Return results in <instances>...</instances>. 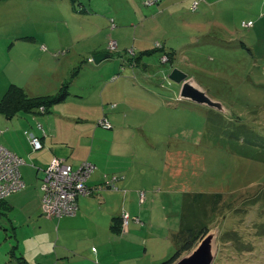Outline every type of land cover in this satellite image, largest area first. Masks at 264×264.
Returning <instances> with one entry per match:
<instances>
[{
	"label": "crops",
	"instance_id": "crops-1",
	"mask_svg": "<svg viewBox=\"0 0 264 264\" xmlns=\"http://www.w3.org/2000/svg\"><path fill=\"white\" fill-rule=\"evenodd\" d=\"M43 1L48 7L45 10L49 13L47 16H62L63 12L64 16L72 14L92 28L90 33H96L89 37L82 29V32L73 33L71 41L64 38L55 41L52 35L49 36L42 45L54 53L48 58L33 38V43L37 44L33 58H18L21 44L16 57H11L6 52V42L17 40L19 43L27 39L21 33L22 20H13V16H33V7ZM149 1L130 0L129 6L120 11V5L126 0H77L74 6L71 0H0V9L13 11L12 15L0 17V100L12 85L23 87L30 97H54L60 94L64 85L69 86L66 99L52 102L47 108L43 106L44 111L31 109L7 116L0 109V145L25 160L20 169L26 184L23 189L0 200V218L3 219L0 222V264H136V261L137 264H156L167 257L168 254L160 255L164 250V240L151 247L150 238L158 235L146 233L144 227L153 221L154 204H160L155 197L169 196L167 192H171L163 188L167 183L163 164L171 155L174 134L160 131V120L166 109L174 108L167 105L165 95L156 90L158 84H148L146 79H150V75H135V65L130 64L134 59L140 65L142 58L154 51L149 49L144 35L137 33L143 23L139 26L133 23V17L142 19V5L152 6ZM180 1L182 3V0H165L156 9L163 12ZM193 3L190 6L194 12L190 14L192 20L185 21V24H195V18L203 15L206 9L205 6L200 9L201 5L196 8ZM180 9L182 11L183 7ZM107 26L113 30H107ZM136 26L132 43L138 48L137 54L125 40V35L130 33L128 31ZM114 36L118 39L116 52L108 49L109 40L115 39ZM155 44L163 46L158 49L155 45L162 56L169 52L174 53L173 58L177 56L173 47L170 50L165 44ZM64 45L69 51L73 49V56L56 58V52ZM28 49H31L30 45ZM101 53H109L107 59L111 53L114 57L117 54L119 64L112 59H104L98 63V71L90 69L85 74L79 65L90 54ZM144 64L147 70L149 63ZM76 65L79 68L77 75L73 72ZM20 69L31 73L22 74ZM98 73L104 75L101 77ZM146 85L150 88L144 89ZM174 98L179 99V96ZM112 103L116 106L112 107ZM104 119L111 124L110 127L100 123ZM30 133L40 139L41 149L32 147ZM148 149L156 154L153 166L143 154ZM55 158L64 159L74 168L84 161L93 165L87 180L93 194L80 196L77 212L60 218L47 217L42 210V178ZM173 172L176 176L177 172ZM114 175L122 177L117 178V188H105L106 180ZM176 183L179 181L174 178L170 186ZM141 193H144L143 201ZM187 202L185 199L182 205L175 204L180 227L175 232L170 228L167 233V237L174 241L180 239L181 245L190 233L187 228L195 224L189 215L199 216L201 209L199 204L190 209L188 205L191 204L187 205ZM147 203L151 204L150 208L143 207ZM201 203L205 204L202 200ZM133 204H139V211L133 208ZM165 208L166 205L160 206V212ZM123 212H128L131 217L143 216L145 222L141 224L132 217L128 233L122 234L116 218ZM132 248L141 256L129 259L133 254ZM149 256L153 259L144 263Z\"/></svg>",
	"mask_w": 264,
	"mask_h": 264
},
{
	"label": "rangeland",
	"instance_id": "rangeland-1",
	"mask_svg": "<svg viewBox=\"0 0 264 264\" xmlns=\"http://www.w3.org/2000/svg\"><path fill=\"white\" fill-rule=\"evenodd\" d=\"M164 1L161 0L159 5H142L143 20L133 17V23L138 26L143 23V26L132 27V31L125 35L128 47L135 49L136 54L138 48L132 43L136 28L137 33L144 35L149 49L154 51L145 55L140 65L134 66L135 75H150V79H146L148 84H158L156 90L165 95L166 104L174 108L166 109L160 120V131L167 135L174 134L170 145L171 155L163 164L167 175L163 188L171 192H167L169 196L155 197L160 204H154L153 221L145 223L144 230L159 236L150 238L149 241L153 243L151 247L164 240L161 256L174 253L181 245L180 239L174 241L167 237V233L170 228L175 232L180 227L175 204L182 205L188 199L186 204H191L188 205L190 209L197 204L201 207L199 216L189 215L195 224L187 228L188 231L197 233L207 228V231L216 234L218 251L212 264H264V0H199L196 8L201 5L200 9L203 6L206 9L204 16L195 18V24H185V21L192 20L190 14L194 12L190 6L193 0H182L173 8L158 12L156 8ZM74 3L77 0H71L72 6ZM129 3L130 0H126L120 5V11H124ZM47 8L43 1L33 7V16H13V20H22L21 33L27 39L19 43L17 40L6 42L7 54L15 58L21 44L18 58L25 60L33 58L37 44L41 48L51 35L55 41L60 38L71 41L73 33L82 32V29L89 37L96 33H90L92 28L72 14L64 16L63 12L62 16H47ZM12 12L9 8L0 9V17L12 15ZM202 21L206 22L198 24ZM117 29L120 30L119 27ZM107 30L113 29L107 26ZM33 38L37 44L33 43ZM156 42L177 51L173 62H162V53L158 51L161 48ZM42 51L46 58L54 54L44 46ZM63 51L66 53L63 54ZM72 52L73 49L69 51L64 45L56 52L58 57L54 56L71 58ZM112 54L110 59L119 64L118 55L114 57ZM93 56L90 54L79 65L84 68L85 74L90 69L95 72L99 70ZM144 62L149 63L147 70ZM176 68L189 78H194L227 111L175 99L179 95L180 84L171 80L169 75ZM74 71L77 75L78 65ZM20 72L25 75L31 73L21 69ZM98 74L101 77L104 75ZM107 77L111 78L110 75ZM143 87L147 89L148 86ZM143 154L153 166L156 154L149 149ZM173 170L177 172L176 176ZM174 178L179 183L170 186ZM118 179L106 181L111 180V187L116 189ZM162 205H166V208L160 212ZM133 206L139 211V204ZM150 206V203L143 204V207ZM148 212L151 213V209ZM140 217L145 222L143 216ZM0 222H3L2 218ZM132 252L129 259L141 256L133 248ZM149 258L143 259L144 263L153 259L152 256Z\"/></svg>",
	"mask_w": 264,
	"mask_h": 264
},
{
	"label": "built area",
	"instance_id": "built-area-1",
	"mask_svg": "<svg viewBox=\"0 0 264 264\" xmlns=\"http://www.w3.org/2000/svg\"><path fill=\"white\" fill-rule=\"evenodd\" d=\"M158 0H150L152 4ZM199 3V0L194 1V6ZM246 25V23H244ZM159 48H163L161 44H157ZM118 48L117 40L110 39L108 49L110 51H116ZM133 55V54H132ZM163 62H168L169 57L166 53L163 54ZM112 107L116 106V103L111 104ZM42 111L44 107L40 108ZM106 127H110L111 124L107 120H101L100 122ZM29 139L32 147L35 150L42 148L40 139L29 134ZM25 160L5 147L0 145V200L6 198L13 192L23 189L26 184L22 177L21 165ZM93 168L92 163L88 161L82 162L78 167L74 168L72 164L68 163L62 158H55L50 165L45 169L44 176L42 178V210L47 217H57L74 215L79 209L78 198L82 195L92 194L91 188L87 185L88 177ZM119 176L114 175L112 179H117ZM105 186L111 187L112 181L105 182ZM141 200H144V193H141ZM131 215L128 212L122 214V227L121 233L126 234L129 231ZM136 222H141L138 217H134Z\"/></svg>",
	"mask_w": 264,
	"mask_h": 264
},
{
	"label": "water",
	"instance_id": "water-1",
	"mask_svg": "<svg viewBox=\"0 0 264 264\" xmlns=\"http://www.w3.org/2000/svg\"><path fill=\"white\" fill-rule=\"evenodd\" d=\"M109 55V53L96 54L92 59L98 64L107 59ZM169 78L180 84L179 99L189 100L223 112L227 111L225 106L220 101L213 99L194 78H189L178 68L170 73ZM217 251L216 234L208 231L190 251L182 255L173 264H212Z\"/></svg>",
	"mask_w": 264,
	"mask_h": 264
},
{
	"label": "trees",
	"instance_id": "trees-1",
	"mask_svg": "<svg viewBox=\"0 0 264 264\" xmlns=\"http://www.w3.org/2000/svg\"><path fill=\"white\" fill-rule=\"evenodd\" d=\"M160 0L155 1L151 5L158 4ZM195 0H193L194 2ZM169 57V61H172L174 53H166ZM163 57V56H162ZM163 62V59H162ZM131 65H136L137 63L134 59H131ZM68 85H64L63 90L60 94L54 97L49 96H40V97H30L27 95L23 87L12 85L6 91L4 97L0 100V109L6 113L7 116H10L18 111H31V109L39 110L41 107L47 108L52 102H60L66 99L69 94ZM5 199V198H4ZM3 200V199H2ZM141 219L139 216H135ZM120 223L118 229L121 230L122 227V215L116 218ZM141 222L144 223L141 219ZM207 228H204L197 233L190 232L188 237L183 240V244L171 255L168 254L164 260L159 261L156 264H173L177 261L185 252L190 251L201 239V236H204L208 231Z\"/></svg>",
	"mask_w": 264,
	"mask_h": 264
},
{
	"label": "bare ground",
	"instance_id": "bare-ground-1",
	"mask_svg": "<svg viewBox=\"0 0 264 264\" xmlns=\"http://www.w3.org/2000/svg\"><path fill=\"white\" fill-rule=\"evenodd\" d=\"M114 52V51H113ZM116 52V51H115Z\"/></svg>",
	"mask_w": 264,
	"mask_h": 264
},
{
	"label": "clouds",
	"instance_id": "clouds-1",
	"mask_svg": "<svg viewBox=\"0 0 264 264\" xmlns=\"http://www.w3.org/2000/svg\"><path fill=\"white\" fill-rule=\"evenodd\" d=\"M165 63H167V62H165Z\"/></svg>",
	"mask_w": 264,
	"mask_h": 264
}]
</instances>
